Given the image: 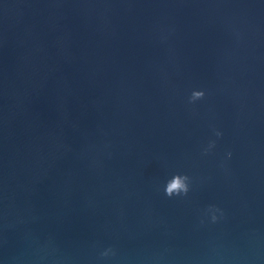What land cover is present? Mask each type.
Masks as SVG:
<instances>
[{
	"label": "water",
	"instance_id": "water-1",
	"mask_svg": "<svg viewBox=\"0 0 264 264\" xmlns=\"http://www.w3.org/2000/svg\"><path fill=\"white\" fill-rule=\"evenodd\" d=\"M0 264H264V0H0Z\"/></svg>",
	"mask_w": 264,
	"mask_h": 264
},
{
	"label": "clouds",
	"instance_id": "clouds-1",
	"mask_svg": "<svg viewBox=\"0 0 264 264\" xmlns=\"http://www.w3.org/2000/svg\"><path fill=\"white\" fill-rule=\"evenodd\" d=\"M205 96L203 91H194L190 98V103H195L196 101L202 100ZM217 137H222V133L216 132ZM216 147L215 141L210 142L208 148L205 150V155L208 154L212 149ZM229 159L231 158V153H228ZM190 177L184 175H175L172 179L167 181L165 187V194L168 198L187 196L190 191ZM210 211H219V209H210ZM216 217L213 216L215 221ZM111 250L104 252V256H108Z\"/></svg>",
	"mask_w": 264,
	"mask_h": 264
}]
</instances>
